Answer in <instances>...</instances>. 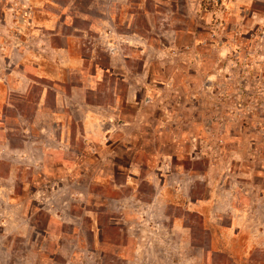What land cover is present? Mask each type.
Masks as SVG:
<instances>
[{
  "label": "rangeland",
  "instance_id": "1",
  "mask_svg": "<svg viewBox=\"0 0 264 264\" xmlns=\"http://www.w3.org/2000/svg\"><path fill=\"white\" fill-rule=\"evenodd\" d=\"M226 4L166 40L155 0H0V264H264V24Z\"/></svg>",
  "mask_w": 264,
  "mask_h": 264
},
{
  "label": "crops",
  "instance_id": "2",
  "mask_svg": "<svg viewBox=\"0 0 264 264\" xmlns=\"http://www.w3.org/2000/svg\"><path fill=\"white\" fill-rule=\"evenodd\" d=\"M178 0H155V3L158 5L165 7L169 10V13L171 14V18H164L162 20L161 26H163L162 30H159L157 32L158 38H164L166 40H169L170 38H176L177 34L180 32L178 28H175V25L177 26L178 23H182L185 25V21H180L176 19L175 17L172 18V16L175 15L176 10L183 9L185 13L192 14L193 11H198V0H180L177 3ZM262 6L264 9V0H227V4L224 7L225 13H227V16L233 19L231 25L236 30L237 26L240 25L239 21V13H242V10H249V16H248V22L249 25L252 24L254 26H257L259 23L264 24V13H258L256 11L257 6ZM244 18L242 19V21ZM208 21H205L204 23H207ZM251 22V23H250ZM189 25V22L187 23ZM167 26V28H164ZM185 28V27H184ZM186 33L189 31L188 29H184ZM236 32V31H235ZM129 34H133V32H127ZM134 37V36H133ZM136 38V37H134Z\"/></svg>",
  "mask_w": 264,
  "mask_h": 264
},
{
  "label": "built area",
  "instance_id": "3",
  "mask_svg": "<svg viewBox=\"0 0 264 264\" xmlns=\"http://www.w3.org/2000/svg\"><path fill=\"white\" fill-rule=\"evenodd\" d=\"M204 6L208 8H219L221 6V0H203Z\"/></svg>",
  "mask_w": 264,
  "mask_h": 264
}]
</instances>
